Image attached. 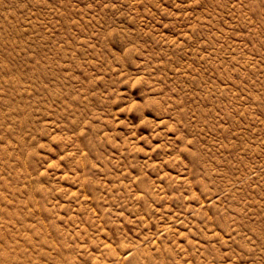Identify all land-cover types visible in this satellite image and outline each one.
I'll return each instance as SVG.
<instances>
[{
  "label": "rangeland",
  "instance_id": "1",
  "mask_svg": "<svg viewBox=\"0 0 264 264\" xmlns=\"http://www.w3.org/2000/svg\"><path fill=\"white\" fill-rule=\"evenodd\" d=\"M0 264H264V0H0Z\"/></svg>",
  "mask_w": 264,
  "mask_h": 264
}]
</instances>
